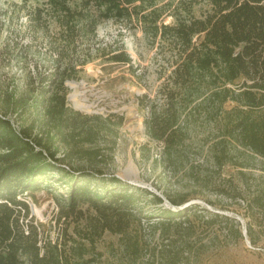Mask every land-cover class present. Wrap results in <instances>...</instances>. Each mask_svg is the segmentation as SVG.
I'll use <instances>...</instances> for the list:
<instances>
[{
	"label": "trees",
	"instance_id": "obj_1",
	"mask_svg": "<svg viewBox=\"0 0 264 264\" xmlns=\"http://www.w3.org/2000/svg\"><path fill=\"white\" fill-rule=\"evenodd\" d=\"M157 4L158 0H42L31 5L22 0L0 6V35L6 34L0 43V67L16 65L22 75L21 88L17 85L0 95V264H100L94 256L102 254L95 246L106 231L119 236L121 248V257L111 264H196V246L202 241L198 232L212 231L217 238L225 231L231 243L248 240L253 247L264 240V0H178L165 8ZM199 5L203 9L198 15ZM164 13L172 22L164 21ZM109 21L125 30L137 26L175 58L159 99L138 97L140 107L148 111L146 132L161 144L163 153L171 154L183 143L182 111L202 95L204 101L196 106L209 102L221 109L230 100L238 104L229 118L228 136L243 149L237 151L242 160L251 156L259 161L258 169L233 163L245 183L237 188L239 193L220 189L219 194L238 201L245 228L232 215L190 202V193L158 195L133 189L116 176L101 179L99 189L91 172L66 171L60 164L78 155L100 156L98 149L84 145L106 130L99 116L69 106L67 82L77 80L96 58L134 66L122 40L109 46L100 39L98 27ZM20 22L23 29L17 27ZM26 32L29 42L24 41ZM43 35L44 48H35ZM22 114L29 122L18 131L8 115ZM56 143L66 151L61 159ZM222 153L219 165L234 157ZM55 172L64 174L61 180L69 187L67 198L55 195L62 199L61 217L74 215L81 204L95 211L87 229L78 232L79 240L68 234L65 241L46 238L33 219L28 197H34L44 180L54 182ZM166 201L176 210L164 207ZM144 202L155 206L149 217L141 207ZM148 218H158L151 226L159 233L153 244L139 230L142 219Z\"/></svg>",
	"mask_w": 264,
	"mask_h": 264
},
{
	"label": "rangeland",
	"instance_id": "obj_2",
	"mask_svg": "<svg viewBox=\"0 0 264 264\" xmlns=\"http://www.w3.org/2000/svg\"><path fill=\"white\" fill-rule=\"evenodd\" d=\"M41 1L29 0V4L36 5ZM177 1L158 0L157 6L165 8L169 3ZM21 2L22 0H0V6L8 7ZM200 9H203V5L196 7V14L199 15ZM165 11L168 13V8ZM166 13L164 21L172 22L171 16ZM22 22L24 24V20ZM17 27L23 29L21 22ZM98 35L109 46L122 40L133 58L134 66L130 68L96 58L85 66L77 80L67 82L69 106L82 114L99 116L102 123L106 124V130H102L94 142L84 145V149H98L100 156L91 159L86 155H78L60 164L66 171L74 169L91 172L93 182L97 183L99 189L103 187L101 179L116 176L133 189H146L158 195L172 194V191L190 193V202L213 212L232 215L240 221L242 229L245 228L246 220L238 214V201L219 194L220 189L230 194L234 191L239 193L237 188H242V183H245L246 179L236 168L238 165L233 163H247L258 169L259 161L251 156L242 160V154L237 151L243 152V149L228 136L231 127L229 118L238 104L230 100L221 109L217 103L209 102L196 106L204 101L206 95H202L182 111L179 124L185 133L183 143L176 151L165 154L161 144L152 140L146 132L144 119L148 111L140 107L138 97L146 94L152 100L159 99V90L166 83L175 58L167 50L161 49L159 40L153 42L137 26L125 30L123 26L111 21L103 22L98 27ZM0 37L1 43L6 34L2 32ZM38 37L34 47L43 49L46 36ZM24 41H30V32L24 33ZM133 70L136 71L135 74L132 73ZM21 81L22 75L16 65L0 67V95L8 88L13 90L17 85L21 88ZM1 108L0 106V113ZM8 118L18 131L29 122L27 114L8 115ZM58 145L56 143L55 147L60 148L58 156L61 159L66 151ZM223 150L231 152L234 157L219 165L217 158L223 154ZM221 159L223 161L224 156ZM62 175L64 174L55 172L54 182L44 180L34 197H28L29 206L33 219L42 226L44 237L65 241L68 234L72 239L79 240L81 238L78 232L87 229L88 217L94 215L95 211L88 204H81L77 206L74 215L69 218L61 217L62 206L58 200L62 199L55 195H64L66 198L69 195L67 180H61ZM206 201H211L214 206H209ZM187 205L188 203L185 207ZM221 206L224 208L221 209ZM141 207L148 217V213L155 209L153 204L146 202ZM164 207L176 210L167 201ZM79 211L84 218H80ZM148 220L142 219L139 230L145 241L153 244L159 233L151 226L158 218ZM198 233L202 241L196 246V251L200 254V258H195L198 259L196 264H264V240L258 247H253L248 240L238 244L231 243V240L225 238V231L217 238H214L215 233L212 231L207 234ZM218 233L220 232L217 235ZM95 249L102 254L101 257L94 256L100 259V264L116 263V259L121 257L119 236L106 231L97 241Z\"/></svg>",
	"mask_w": 264,
	"mask_h": 264
},
{
	"label": "water",
	"instance_id": "obj_3",
	"mask_svg": "<svg viewBox=\"0 0 264 264\" xmlns=\"http://www.w3.org/2000/svg\"><path fill=\"white\" fill-rule=\"evenodd\" d=\"M246 233V231H244V234Z\"/></svg>",
	"mask_w": 264,
	"mask_h": 264
}]
</instances>
